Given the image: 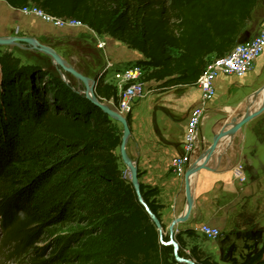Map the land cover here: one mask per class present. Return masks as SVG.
<instances>
[{
	"label": "trees",
	"instance_id": "obj_1",
	"mask_svg": "<svg viewBox=\"0 0 264 264\" xmlns=\"http://www.w3.org/2000/svg\"><path fill=\"white\" fill-rule=\"evenodd\" d=\"M4 1L15 9L32 5L52 17L77 21L96 35L108 36L139 52L144 57L140 64L146 70L145 81L162 83L165 89L195 85L211 59L224 57L238 45L259 3ZM34 61L39 62L37 58ZM11 66L3 76L7 83L1 86L4 97L0 98V263L3 259L2 264H27V260L32 264H68L70 258L63 253L48 254L46 248L36 245L51 228L83 218L91 224L99 221L109 229L114 243L112 264H178L174 248L162 243L167 244L171 237L162 220L160 192L140 183V195L159 220L163 234L125 176L117 153L123 136L114 121L92 102L62 108V103L50 101L47 91L57 90L53 84L57 81L45 83L46 77L35 75L25 79L13 75ZM42 69L51 80L59 79L52 66L44 65ZM95 95L101 102L113 100L116 106L119 104L116 88L103 78L97 79ZM7 98L10 101L6 102ZM7 110L13 112L7 116ZM126 119L132 131V113ZM35 125L43 135L58 141L55 149L28 146L24 134ZM141 175L138 171V178ZM59 176L68 177L65 197L48 201L44 191ZM77 205L81 212L68 213L78 209ZM185 234L197 236L192 230L176 235L181 258L196 264H219L197 246L187 253ZM243 264H264V238L261 250Z\"/></svg>",
	"mask_w": 264,
	"mask_h": 264
},
{
	"label": "crops",
	"instance_id": "obj_2",
	"mask_svg": "<svg viewBox=\"0 0 264 264\" xmlns=\"http://www.w3.org/2000/svg\"><path fill=\"white\" fill-rule=\"evenodd\" d=\"M263 20L264 0H259L252 22L238 44L247 43L255 37ZM89 31L86 27L56 28L0 0V40L35 39L52 48L64 60L69 54L67 49L71 48L70 63L81 71L100 67L101 73L107 61L126 66L144 60L139 52L108 36H101L107 41L103 61L99 57L102 50L92 43ZM83 58L86 63H83ZM92 80H97V76ZM263 89L264 54L244 77L222 74L217 78L215 97L206 105L200 144L191 155V163L184 177L176 175L172 161L184 155V137L189 118L202 102L199 88L196 84L162 88L157 95L151 93L136 103L126 152L137 171L142 173L139 183L159 190L158 200L164 206L162 220L167 230L187 213L188 170L198 162L209 166L198 169L192 176L191 213L184 222L174 227L179 233H184L209 225L218 229L221 236L208 240L197 232V236L192 238L185 234L187 253L191 247L197 246L219 264H243L262 248L264 111L224 138L213 157L206 158V155L220 133L230 131L243 117L261 109L263 104L257 107L254 96ZM239 168H242L243 177L237 176Z\"/></svg>",
	"mask_w": 264,
	"mask_h": 264
},
{
	"label": "rangeland",
	"instance_id": "obj_3",
	"mask_svg": "<svg viewBox=\"0 0 264 264\" xmlns=\"http://www.w3.org/2000/svg\"><path fill=\"white\" fill-rule=\"evenodd\" d=\"M46 24L56 27L52 23H46ZM59 29H65V28H59ZM89 32H90V36L93 38L92 41L93 44L97 45L98 40L107 43L105 39H101V36L94 34L91 30ZM115 49L119 50L118 48ZM67 50L69 51L68 52L69 54H67V58L65 60L68 65H72L69 60L70 57L69 55L72 53V49L70 48ZM99 57L104 61L105 53L103 50L101 51ZM34 58H37L39 62L38 63L35 62ZM82 60L83 63H86V59L83 58ZM9 65L10 66L12 65L11 67L14 68V71L12 72L13 75H17V76L22 75L23 77H25V79L26 78L30 79L34 75L35 77L37 76L38 78L46 77L44 80L45 83H48V81H57L56 83H53L55 84L54 87H56L57 90L50 89L47 86L48 88L47 91L50 94L49 97L50 101L54 102L56 100L62 103L61 106L62 108L71 109L69 108L70 106L77 107L82 105L83 103L91 102L89 99L86 98L84 84L78 79H76L70 73L61 71L59 66L54 64L52 58L49 55L38 52L36 50L32 51L29 49L27 50L21 49L18 48L17 46L16 47L0 46V98L4 97V94L1 90V86L7 83L6 79L3 76L8 74L7 72L11 70L8 67ZM44 65H49V67L52 66L53 71H55V73L59 75V79L55 80L52 78L51 80L50 76L48 77L45 76L44 70L42 69ZM99 68L100 67H98V69H92V67H90L83 71L78 70L76 68L75 69L79 73L84 74L86 77L91 78L92 80L96 76L97 78L99 77L100 75ZM37 70H39V72ZM147 88L150 91H152L150 92V94L152 93L153 95H157L158 93H160V90L162 89L161 84L156 82L149 83L147 85ZM150 94H148L146 97H148ZM9 99L11 98H7L6 102ZM105 103H107L108 106H110L108 102ZM136 105L137 104H135L133 110H135ZM0 107L2 106L0 105ZM7 111L5 112L8 113L7 116H9L10 112H13V110H9L8 112ZM113 121L116 127L118 128L119 132L123 136L124 134L123 126L118 121L116 120ZM37 126L38 125H35L31 129H27V133L24 134V138L26 139V143H28V146L36 147L38 149H55L58 146V141L43 135ZM117 153L120 155V149ZM121 164L125 169L126 178L129 181H131L130 170L127 168V166L123 163L122 160H121ZM67 181H68V177L66 176L65 177L59 176L58 178H56L54 182H52L48 187H46L44 191L45 196L48 197L46 199H48L49 201L50 199L54 200L56 197L59 198L65 197L64 190L66 191L65 188H67L66 187V183L68 184ZM77 208L78 209L69 210L68 213L71 214L72 212H74V210L77 211L79 210V212H81L80 205H77ZM163 233L164 231L162 232V234ZM0 241H1V236H0ZM113 245L114 243L109 234V229L106 228L101 222L96 221L94 222V224H91L90 222L84 220L83 218L81 219L79 218L77 220H74L73 222H68L67 224L58 225L48 230V232L43 236V239L36 245V247L40 249L46 248L48 254L49 253L51 254V252L52 254L63 253L67 258H70L68 264H112L113 258L111 254H112ZM30 257H32L33 259L34 255H30ZM45 260H47V258H45L44 261ZM2 263H3V259L1 260L0 264ZM24 263L32 264V261L27 260V262ZM8 264H16V263L12 262ZM19 264H23V263L19 261ZM178 264H182V263H178Z\"/></svg>",
	"mask_w": 264,
	"mask_h": 264
},
{
	"label": "built area",
	"instance_id": "obj_4",
	"mask_svg": "<svg viewBox=\"0 0 264 264\" xmlns=\"http://www.w3.org/2000/svg\"><path fill=\"white\" fill-rule=\"evenodd\" d=\"M21 12L27 16L39 18L46 23H52L59 28L85 27L77 21H68L52 17L38 7L32 5L21 9ZM106 46V42L98 40L97 47L99 49L104 50ZM263 54L264 20L261 22L257 35L250 41L238 44L224 57L213 58L207 63L203 74L196 83V86L201 92L202 102L200 106L192 111L189 118L184 137V155L172 161V166L177 176L184 177L191 163V155L199 147L200 129L205 117L206 105L215 97V82L217 78L222 74L238 78L244 77L253 69L255 62ZM145 74L146 70L140 62L119 66L113 62L107 61L106 67L101 71L98 78H103L106 84L116 88L119 104L116 106L113 100L108 103L119 115L127 118V116L133 112L135 104L150 94L147 85L151 82L145 81ZM236 173L238 177L244 176L242 168L237 169ZM195 232L200 233L208 240H216L221 236V232L218 229L209 225H203L196 229ZM178 233L179 231L175 230V233H170V237L175 238ZM162 243L164 244L163 241Z\"/></svg>",
	"mask_w": 264,
	"mask_h": 264
},
{
	"label": "water",
	"instance_id": "obj_5",
	"mask_svg": "<svg viewBox=\"0 0 264 264\" xmlns=\"http://www.w3.org/2000/svg\"><path fill=\"white\" fill-rule=\"evenodd\" d=\"M0 46H17L20 47L21 49H29V50H36L41 53H45L49 55L54 64L59 66L61 71H65L66 73H70L73 75L76 79L81 81L84 86H85V95L86 98L89 99L92 104H94L96 107H98L100 110H102L105 114H107L111 119L118 121L124 129V134L122 137V145L120 147V155L122 158L123 163L127 166V168L131 172V183L135 188V191L138 195L140 203L145 207L146 211L150 215L153 223L158 227L159 232L162 234L163 228L159 222V220L151 213V211L147 208L146 204L144 203L141 195H140V183H139V178H138V171L135 163L131 161L127 155L126 152V143L127 140L129 139L131 135V131L127 122V119L121 115H119L115 110H113L110 106H108L107 103H103L100 101L99 98L95 95V86H96V80H92V85L89 86V79L88 77L84 76L83 74L79 73L72 65H68L66 61L59 56L52 48L40 44L38 41L35 39H29V38H15V39H8V40H0ZM64 77V75H63ZM264 93V89L262 91ZM261 92V93H262ZM261 93H258L254 96L258 97ZM264 111V102L259 111H257L254 114L245 116L241 119V121L238 123L237 126H235L233 129L230 131H224V133H220L213 141L210 149L208 150V153L206 155L207 157H213L216 153L217 148L221 144V141L224 138H227L229 135L235 133L241 126H243L245 123L251 121L253 118H255L257 115L262 113ZM208 165H204L201 162H198L196 165L191 167L188 172H187V196H188V209L187 213L183 218H180L173 226H171L168 230L171 234L175 233V225L184 222L190 215L191 209H192V195H191V177L195 174V172L200 169V168H208ZM164 245H169L174 248V255L175 259L178 263L182 264H196L195 261L191 259H185L181 258L178 254L179 251V245L176 242L175 238L171 237V240Z\"/></svg>",
	"mask_w": 264,
	"mask_h": 264
},
{
	"label": "bare ground",
	"instance_id": "obj_6",
	"mask_svg": "<svg viewBox=\"0 0 264 264\" xmlns=\"http://www.w3.org/2000/svg\"><path fill=\"white\" fill-rule=\"evenodd\" d=\"M90 85H92V80L89 81V86ZM254 100L256 101V105H258L257 107L261 106V104L264 102V93L260 94L258 97H255Z\"/></svg>",
	"mask_w": 264,
	"mask_h": 264
}]
</instances>
